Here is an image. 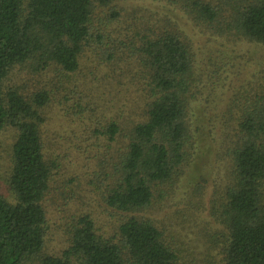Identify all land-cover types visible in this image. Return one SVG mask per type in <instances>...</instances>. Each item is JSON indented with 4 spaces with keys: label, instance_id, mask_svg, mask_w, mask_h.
Listing matches in <instances>:
<instances>
[{
    "label": "trees",
    "instance_id": "trees-1",
    "mask_svg": "<svg viewBox=\"0 0 264 264\" xmlns=\"http://www.w3.org/2000/svg\"><path fill=\"white\" fill-rule=\"evenodd\" d=\"M121 1L0 0V132L16 131L7 180L11 202L0 189V264H181L165 232L141 214L160 209L154 206L157 198L173 196L194 160L199 135L213 122L230 158L223 194L216 199L219 210L211 212L221 264H264V62L221 118L204 121L198 102L215 92L225 66L210 63V70H201L190 38L176 22ZM154 1L177 8L210 38L264 47V0ZM116 70L133 96L114 104L126 112L124 128L118 116L105 120L102 97L91 112L81 103L83 96L93 101L94 94L84 89L98 75H110L120 87ZM57 87L64 93L67 88L62 103L74 100L75 115L84 119L76 118L81 133L68 141V151L92 156L101 168L108 157L115 160L105 176L110 183L103 200L124 216L109 237L89 215L72 217L69 245L58 256L45 252L50 227L44 203L67 195L57 185L62 156L42 140Z\"/></svg>",
    "mask_w": 264,
    "mask_h": 264
},
{
    "label": "rangeland",
    "instance_id": "rangeland-1",
    "mask_svg": "<svg viewBox=\"0 0 264 264\" xmlns=\"http://www.w3.org/2000/svg\"><path fill=\"white\" fill-rule=\"evenodd\" d=\"M119 3L123 7L147 8L158 14H164L176 22L190 38L196 61L201 70L205 72L210 70V63H222V66H225L223 69L226 72L222 74L215 92L205 93L198 102L202 109L201 115H204L200 117L204 121L208 120L207 122H209V117L217 116V114H221V118L226 110V105L231 100H236L240 87L258 69L259 63L264 62V47L248 42L232 44L220 38L203 35L177 8L164 1L122 0ZM119 68L123 71L126 70L124 66H119ZM116 71L120 75V72ZM98 77V81L88 80L90 89H84L85 93L94 94L92 95L93 101L83 96L81 103L87 106L88 110L90 109L87 112H91L95 110L97 102L100 103L98 98L102 97V102L104 101V105L107 106L105 120L111 122L118 116L119 125L121 124L120 127L124 128L121 117H125L126 112L119 111L114 104H125L127 97L128 100L133 97L127 94L125 77L121 78L120 75L122 79L120 87L114 86L110 75L107 78L102 74ZM35 84L48 87L42 78L39 81L35 79ZM9 85L12 84L9 82ZM56 90L57 95L51 102L47 111V121L42 128V140L45 148L51 153L62 156V168L58 174L57 185L63 187L64 194L67 195L62 200L53 203L46 198L44 203L50 227L45 252L58 256L69 245L67 232L73 222L72 217L89 215L99 233L109 237L115 234L117 223L124 216L109 209L103 200V194L110 183L105 180V176L110 174L115 160L108 157V152H106L105 158H108L101 168L92 156L87 154L78 157L75 150L68 151L71 144L68 141L74 140V136L78 137L81 133V124L75 120L76 118H80L82 121L84 119L82 114H80L81 116L75 115L77 111L73 110L74 100L62 103L61 97L67 92V88L63 89L65 93L58 87ZM68 94L70 98H80L79 94L76 96L72 93ZM114 109H117L119 113ZM213 124L214 127H209L204 130L203 135H199L195 146L194 160L187 173L179 181L173 196L164 200L155 198L154 206L160 209L141 214L151 219L165 232L167 240L175 246L181 264H221L219 236L210 231L215 227L211 212L217 214L219 210L216 199L223 194L228 179L227 167L230 158L228 150L225 149L224 136L221 135L217 123L213 122ZM15 136L16 131L12 127H6L0 132V189L9 202L12 201V198L7 187V180L12 166L11 148ZM101 146H104V143L100 144ZM100 147L97 150L101 152L104 148ZM64 153L68 154L65 161ZM52 188L55 190L54 186Z\"/></svg>",
    "mask_w": 264,
    "mask_h": 264
}]
</instances>
